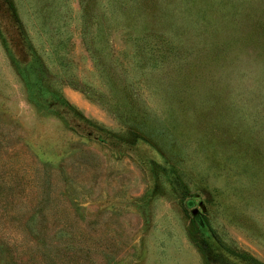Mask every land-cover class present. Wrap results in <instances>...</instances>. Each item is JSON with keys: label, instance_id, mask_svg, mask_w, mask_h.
Returning <instances> with one entry per match:
<instances>
[{"label": "rangeland", "instance_id": "1", "mask_svg": "<svg viewBox=\"0 0 264 264\" xmlns=\"http://www.w3.org/2000/svg\"><path fill=\"white\" fill-rule=\"evenodd\" d=\"M0 264H264V0H0Z\"/></svg>", "mask_w": 264, "mask_h": 264}, {"label": "water", "instance_id": "2", "mask_svg": "<svg viewBox=\"0 0 264 264\" xmlns=\"http://www.w3.org/2000/svg\"><path fill=\"white\" fill-rule=\"evenodd\" d=\"M189 206L191 205V203L188 204ZM194 214H196V212H194Z\"/></svg>", "mask_w": 264, "mask_h": 264}]
</instances>
